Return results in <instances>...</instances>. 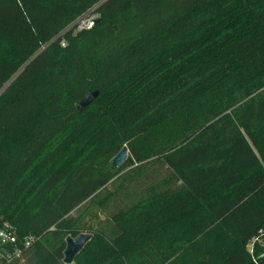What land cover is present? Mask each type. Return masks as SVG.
<instances>
[{"label": "trees", "instance_id": "1", "mask_svg": "<svg viewBox=\"0 0 264 264\" xmlns=\"http://www.w3.org/2000/svg\"><path fill=\"white\" fill-rule=\"evenodd\" d=\"M0 224V264L263 261L264 0H0Z\"/></svg>", "mask_w": 264, "mask_h": 264}, {"label": "built area", "instance_id": "2", "mask_svg": "<svg viewBox=\"0 0 264 264\" xmlns=\"http://www.w3.org/2000/svg\"><path fill=\"white\" fill-rule=\"evenodd\" d=\"M98 19V14L95 13L94 9L89 10L88 12L81 15L70 27H68L64 32L67 31H73L74 33L81 32L84 30H90L94 27ZM62 47L66 46V42L63 40L61 42ZM31 240V239H30ZM30 240L26 241L24 244V249H27L30 245ZM6 245H10L15 247L17 245V238L15 234L12 231V228L9 224H0V246L4 247ZM259 248L261 252H264V229L260 231V234L258 237L252 239L247 244V251L253 258V260H256V258L262 257L264 253H256V249ZM23 254L22 249H16L14 255L11 254H3L0 252V256L3 258L6 257L8 261L11 260V258H20ZM256 264H264V260L261 262H256Z\"/></svg>", "mask_w": 264, "mask_h": 264}, {"label": "water", "instance_id": "3", "mask_svg": "<svg viewBox=\"0 0 264 264\" xmlns=\"http://www.w3.org/2000/svg\"><path fill=\"white\" fill-rule=\"evenodd\" d=\"M99 92L96 91L91 95L86 96L79 104L78 109H84L88 107L95 98H97ZM129 156V150L127 146H124L121 151L112 159L111 164L115 170L120 169L126 162ZM93 235L89 233H82L76 238L68 237L66 239V249L64 251V264H73L76 257L83 251L85 246L90 242Z\"/></svg>", "mask_w": 264, "mask_h": 264}, {"label": "rangeland", "instance_id": "4", "mask_svg": "<svg viewBox=\"0 0 264 264\" xmlns=\"http://www.w3.org/2000/svg\"><path fill=\"white\" fill-rule=\"evenodd\" d=\"M104 217V216H103ZM103 217L101 219H103Z\"/></svg>", "mask_w": 264, "mask_h": 264}]
</instances>
